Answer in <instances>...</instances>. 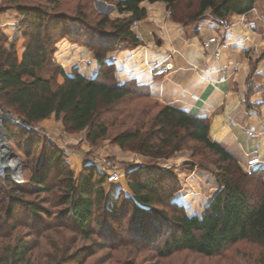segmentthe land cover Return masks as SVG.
Segmentation results:
<instances>
[{"label": "trees", "instance_id": "1", "mask_svg": "<svg viewBox=\"0 0 264 264\" xmlns=\"http://www.w3.org/2000/svg\"><path fill=\"white\" fill-rule=\"evenodd\" d=\"M4 1L14 5L20 17V37L27 41L19 59L16 41L5 44L6 38L0 33V104L18 114L25 124H36L53 116L62 121L68 132L86 131L87 142L96 145L109 131L108 124L99 116L100 108L114 106L129 96L154 100L145 87L119 85L114 78V65L108 64L106 57L109 53L130 50L137 45L131 27L146 17L145 9L139 7L142 2L163 1L174 11L177 0H119L116 9L128 17L114 21L102 19L98 26H108L111 32L84 42L91 49L99 48V52L93 51V59L99 65L96 76L88 79L76 69L66 75L52 62L55 75L62 78V83L57 86L53 85V77L41 75V69L51 62L52 47L57 41L66 40L70 44L79 41L78 37L84 33L81 28L85 15L80 14L81 19L64 14L49 16L47 11L26 0ZM47 1L56 7L65 0ZM258 1L264 0H200L194 20L201 19L206 10H211V16L216 19L242 15ZM124 123L128 124L126 130L113 139L120 148L131 144L132 151L159 159L194 142L215 156L220 170L215 179L220 189L202 215L189 216L182 205L173 201L178 190L177 180L165 170L147 166L126 173L131 196L119 192L108 207L103 187L106 174L87 165L76 186L74 172L58 147L44 144L36 134L4 122L11 148L14 140L24 143L28 148L23 156L28 163L35 151L38 155L26 183L29 191L10 179L5 186L0 184L3 195L0 198V264H80L84 256H92L93 252L90 247L74 250V246L79 240H90L94 223L104 235L113 234L107 222L98 221L94 212L110 214L109 219H113L118 206L124 203L132 210L129 221L138 229L135 237L140 241H155V251L160 258L182 251L211 258L240 242L264 248L263 168L246 173L222 145L210 140L207 118L167 105L151 116L142 112L141 117L123 121L122 125ZM55 192L59 196L54 207H61L57 212L45 208L50 204L48 197L37 202L26 198L32 193L49 195ZM141 215L152 219L148 229L145 219L140 220ZM64 231L73 236L66 240ZM113 237L115 235L106 240Z\"/></svg>", "mask_w": 264, "mask_h": 264}, {"label": "crops", "instance_id": "2", "mask_svg": "<svg viewBox=\"0 0 264 264\" xmlns=\"http://www.w3.org/2000/svg\"><path fill=\"white\" fill-rule=\"evenodd\" d=\"M145 2L139 7L147 9L149 18L161 30V34L154 32L153 36L157 38L152 36L145 46L107 55L106 62L114 65L117 83L145 87L151 97L162 104L207 118L212 142L222 145L240 165L249 154H257L261 160L257 168L264 169V128L259 122L260 116H264V75L257 72L264 61V27L260 26L259 31L253 32L240 25L232 18L233 15L225 18L229 25L220 30L217 19L208 15L190 25L169 20L165 22L167 3H147V8ZM19 19L11 9L0 12V33L6 38V43L17 42L16 52L20 59L25 48L22 47L23 38L18 29ZM213 36L223 45H220L221 42L207 45V40ZM61 43L54 59L63 72L70 75L76 69L82 76L94 78L99 65L92 56L84 50L78 49L76 52L66 40ZM253 47L261 53L251 55ZM168 55L172 66L169 71L162 74L150 72L152 63ZM192 96L197 99L193 100ZM38 124L58 132L62 130V125H53L48 119ZM248 130H253L255 136H248ZM83 147L84 151L86 147ZM58 148L66 155L67 163L79 181L89 161L61 144ZM134 168L118 170L122 177L109 183L108 190L104 187L106 199L114 198L119 192L131 196L125 185V175ZM191 183L189 187H196L195 182ZM189 195L195 198V195L183 191L179 196H174L173 201L187 209L190 205ZM190 215L195 214L191 212Z\"/></svg>", "mask_w": 264, "mask_h": 264}, {"label": "rangeland", "instance_id": "3", "mask_svg": "<svg viewBox=\"0 0 264 264\" xmlns=\"http://www.w3.org/2000/svg\"><path fill=\"white\" fill-rule=\"evenodd\" d=\"M199 1L200 0H177L174 11L168 9L167 6V18H165V22L169 20L173 23L183 25H190L191 23L197 22L198 20H194V17L198 11ZM25 2L42 8L48 12L49 16H58L60 14H64V16L69 18H80V14H84L85 20L81 28L82 32L84 33H81V36L78 37V42L69 44L74 46L75 51L79 49L88 52L92 58L93 51L95 50L99 52V48L93 47L91 49L87 47L84 42L88 38H92L93 41L97 40L100 35L111 32L110 27H99L98 23L104 18H107L109 21H114L128 17L127 14H119L115 6L118 2L117 0H84L82 2L65 0L61 1L56 7H54V5L49 3L47 0H26ZM147 3L149 2L146 1L144 5L149 8ZM0 7L2 11L11 9L13 14H17L14 5L10 2L0 0ZM145 11L146 17L131 27V30L135 36L134 38L137 41V45L133 49H130V51L145 46L148 41H151L150 38L155 35V33L161 34V30L154 24V21L149 18L147 9H145ZM255 14L264 15V1L256 2L251 11L246 13L245 18L248 20H254ZM204 15L211 16V10H206ZM232 15V18L237 21L242 18L241 15ZM153 37L154 39L157 38L156 36ZM22 38V47L25 48L27 39L24 37ZM61 41L62 40H59L54 44V47H52L54 48L53 54H51L49 58L51 59V62L42 67L40 72L43 77H53L54 86L60 85L62 83V78L55 75L52 64V62L57 64L54 57L59 52V47L63 44ZM258 53L260 54L261 52L258 51L256 47L251 49V55H256ZM163 105L164 104L156 99L149 100L144 97L129 96L114 106L100 108L99 116L106 121L109 131L105 139L99 141L96 145H90L87 142L86 131L68 132L65 130L62 121L55 119L52 116L49 117L48 120H51L53 125H62L63 131L59 130L58 132V130L56 131L54 128L50 129L48 127L40 126L38 123H36L31 125L36 129L35 132L31 133L39 136L41 138L40 141L44 144H51L55 147H59L60 144L62 147L65 146V148L87 159L89 161V165L94 166L98 172H101L102 170L101 173L104 174H107L109 171L120 170V168L123 169L125 167L136 168L147 166L157 167L165 170L175 180H177L178 190L174 196H179L180 193H183V191H187L188 194L195 195V198L193 199L192 196L189 195L188 198L190 200L188 202L190 205L187 206V209L181 203H176L182 205L186 209V213L189 216H191V212L200 216L202 215L209 201L220 189L215 179V174L220 172L218 167L219 163H217V159L212 155L211 152H209L204 146L200 144L188 142L182 150L169 155L167 158L154 159L152 157L140 155L132 151L131 144L127 145L125 148H120L113 141L117 134L126 130L125 126L128 124L124 123V125H122L123 121H133L134 119L141 117L142 112L145 114L148 113L151 116ZM0 106L9 112L14 118L21 120V117L18 114L2 106L1 104ZM52 131H54L56 134L52 135ZM20 140L21 139L19 138V141ZM17 142V140H14L13 146L10 148L12 152L18 157L20 162V174L23 178V183L19 185L23 186L22 188L29 191V185L26 183L28 182L29 174L32 171L33 166L35 167L36 165L37 161L35 156L38 155V152H34L35 155L33 159L28 163L25 161L23 156V152L28 147L23 145L24 143L21 144V142ZM83 146L87 148H85L84 151ZM190 176L191 178L189 179L188 177ZM75 182L76 186H78L80 180L78 181L76 175ZM191 182H195L196 187H189V185H192ZM108 184L109 183L106 184V181L103 183V187H105L106 190H108ZM125 185L127 186V182ZM2 189L4 188L2 187ZM58 196L59 195L56 192L49 195H34V193H32L26 198L37 202L43 197H48L50 204L45 205V208H47L49 211L57 212L61 209V207H54ZM2 197L3 195L0 194V198ZM106 201L109 207L110 203L114 201V198L107 197ZM157 208L160 209L159 207ZM131 212L132 210L130 206L125 203L118 206L116 212L113 214V219H109L110 214L103 215L101 211L94 212V216L98 221L103 222L104 220L107 222L108 226H110V229L113 231L112 235H115V237L106 240V238H110L112 235L109 237L108 235H104L101 232V228L99 229L98 226H96V223H94L92 225L94 234L90 240H79L74 246V250L90 247L91 251L93 252L92 256H84L80 264H264V248L246 242H240L234 246H231L222 254L211 258H205L187 251L178 252L166 258H160L157 256L155 251L157 246L155 241H140L135 237L136 235L134 233L137 232L138 229L135 228V223H131L129 221ZM141 216L142 217L140 220L145 219V228L148 229V227H150L153 223L152 219L149 218L148 215ZM62 234L66 240H69L70 237L73 236L71 233L66 231H64Z\"/></svg>", "mask_w": 264, "mask_h": 264}, {"label": "built area", "instance_id": "4", "mask_svg": "<svg viewBox=\"0 0 264 264\" xmlns=\"http://www.w3.org/2000/svg\"><path fill=\"white\" fill-rule=\"evenodd\" d=\"M251 11V10H250ZM245 14L241 15V19L237 22H239L240 25L246 27L247 29L257 32L259 31L260 26L264 27V15H256L254 20H248L245 18ZM137 22H134L132 25H135ZM216 23L218 25L219 30L225 28L228 26V22L226 19H217ZM221 42V44H220ZM206 44H222V41H218L216 36H213L209 38L206 42ZM170 56H166L163 60L154 62L149 66V70L152 73H158L162 74L167 71H169L172 66L169 63ZM257 72L261 75H264V61L262 62V66L257 69ZM193 100H196V97L192 96ZM4 122L12 123L18 126H21L25 130L29 132H35L36 129L33 128L31 125H27L21 120L14 118L9 112L4 110L0 106V184L2 186H5L6 181L10 179L16 184H22L23 183V178L20 174V162L18 157L14 158L11 155V148L10 145L7 141L6 134L3 128ZM260 125L264 128V116H260L259 118ZM248 136L254 137L255 132L253 130H248L247 131ZM261 165V160L259 156L255 153L249 154L248 157L246 158L245 162L241 165L242 169L246 173H250L254 169H256L258 166ZM102 172V170H101ZM122 175L119 173L118 170H112L109 171L106 174V183H114L118 181Z\"/></svg>", "mask_w": 264, "mask_h": 264}, {"label": "water", "instance_id": "5", "mask_svg": "<svg viewBox=\"0 0 264 264\" xmlns=\"http://www.w3.org/2000/svg\"><path fill=\"white\" fill-rule=\"evenodd\" d=\"M11 155H12L14 158H17V156H16L13 152H11Z\"/></svg>", "mask_w": 264, "mask_h": 264}]
</instances>
